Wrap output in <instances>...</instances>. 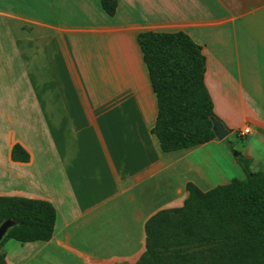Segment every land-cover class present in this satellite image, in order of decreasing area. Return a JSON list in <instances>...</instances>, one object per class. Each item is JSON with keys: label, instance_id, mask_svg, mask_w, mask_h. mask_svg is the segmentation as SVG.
<instances>
[{"label": "crops", "instance_id": "obj_1", "mask_svg": "<svg viewBox=\"0 0 264 264\" xmlns=\"http://www.w3.org/2000/svg\"><path fill=\"white\" fill-rule=\"evenodd\" d=\"M102 1L0 0V197L57 212L50 241L4 244L7 264H137L147 222L182 208L188 183L229 184L218 162L243 170L211 148L250 136L240 154L264 171V0H116L112 16ZM148 31L202 46L224 140L162 151L138 43Z\"/></svg>", "mask_w": 264, "mask_h": 264}, {"label": "trees", "instance_id": "obj_2", "mask_svg": "<svg viewBox=\"0 0 264 264\" xmlns=\"http://www.w3.org/2000/svg\"><path fill=\"white\" fill-rule=\"evenodd\" d=\"M114 15L116 0H103ZM138 43L158 101L151 130L163 152H174L216 138L214 102L205 82L202 46L185 32H142ZM12 159L29 162L30 155L15 145ZM246 178L233 179L207 192L193 183L184 206L164 210L146 224V252L137 264H264V171L253 172L240 156ZM13 227L0 246V264H7L4 244L52 239L57 219L53 204L43 200L0 197V224Z\"/></svg>", "mask_w": 264, "mask_h": 264}, {"label": "rangeland", "instance_id": "obj_3", "mask_svg": "<svg viewBox=\"0 0 264 264\" xmlns=\"http://www.w3.org/2000/svg\"><path fill=\"white\" fill-rule=\"evenodd\" d=\"M40 131H41V128H40ZM216 137H218L216 135ZM220 139V138H219ZM225 139V138H224ZM224 139H221V140H224ZM250 139V136H248L245 139H235V141H233V145H228L227 147H225L224 149L223 148H211V150H213V156L215 158H220V157H224L226 156V154H230L231 156H233L234 159H236L235 157V154L236 153H240L241 149L243 148V146L245 145L246 141ZM241 156V155H240ZM213 158V157H212ZM240 158V157H239ZM239 159H237L238 161ZM218 162V160H216ZM216 162V163H217ZM219 165L221 166V171L223 173V176L225 178H222V177H219V180H216L218 182H224V181H231L233 179H242L245 177V172H244V169L241 170L239 167H234L233 165H230V164H223L222 162H218ZM213 182L212 185H217L216 183L217 182ZM18 244L16 243L15 241H7L5 244L8 246L10 244ZM1 252L2 249H1Z\"/></svg>", "mask_w": 264, "mask_h": 264}, {"label": "water", "instance_id": "obj_4", "mask_svg": "<svg viewBox=\"0 0 264 264\" xmlns=\"http://www.w3.org/2000/svg\"><path fill=\"white\" fill-rule=\"evenodd\" d=\"M214 125H215V132L218 138L220 139L226 138L228 135V132L225 130L222 124L219 121L215 120ZM240 155H241L240 153H236L235 158L239 159ZM16 225L17 223L12 219H8L4 221L2 224H0V246L2 245L7 235L9 234L10 230Z\"/></svg>", "mask_w": 264, "mask_h": 264}, {"label": "built area", "instance_id": "obj_5", "mask_svg": "<svg viewBox=\"0 0 264 264\" xmlns=\"http://www.w3.org/2000/svg\"><path fill=\"white\" fill-rule=\"evenodd\" d=\"M250 133H251V129H250V127H246V128H244V129L242 130V132H241V134H242L243 136L249 135Z\"/></svg>", "mask_w": 264, "mask_h": 264}]
</instances>
